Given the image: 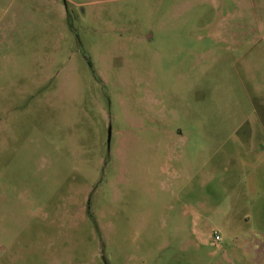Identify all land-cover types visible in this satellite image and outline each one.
<instances>
[{"label": "rangeland", "instance_id": "374dc122", "mask_svg": "<svg viewBox=\"0 0 264 264\" xmlns=\"http://www.w3.org/2000/svg\"><path fill=\"white\" fill-rule=\"evenodd\" d=\"M252 175L264 0H0V264H220Z\"/></svg>", "mask_w": 264, "mask_h": 264}, {"label": "crops", "instance_id": "0c3cea01", "mask_svg": "<svg viewBox=\"0 0 264 264\" xmlns=\"http://www.w3.org/2000/svg\"><path fill=\"white\" fill-rule=\"evenodd\" d=\"M246 196L244 213L227 219L220 264H264V175L250 177Z\"/></svg>", "mask_w": 264, "mask_h": 264}, {"label": "water", "instance_id": "95a60500", "mask_svg": "<svg viewBox=\"0 0 264 264\" xmlns=\"http://www.w3.org/2000/svg\"><path fill=\"white\" fill-rule=\"evenodd\" d=\"M111 126H109V140H110Z\"/></svg>", "mask_w": 264, "mask_h": 264}, {"label": "built area", "instance_id": "2783aa9c", "mask_svg": "<svg viewBox=\"0 0 264 264\" xmlns=\"http://www.w3.org/2000/svg\"><path fill=\"white\" fill-rule=\"evenodd\" d=\"M219 237L218 236H216V239H218Z\"/></svg>", "mask_w": 264, "mask_h": 264}]
</instances>
